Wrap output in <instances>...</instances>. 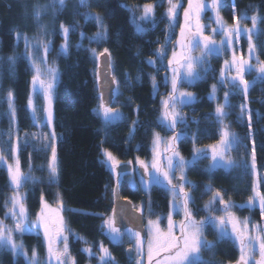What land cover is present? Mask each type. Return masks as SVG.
<instances>
[{"label": "trees", "instance_id": "16d2710c", "mask_svg": "<svg viewBox=\"0 0 264 264\" xmlns=\"http://www.w3.org/2000/svg\"><path fill=\"white\" fill-rule=\"evenodd\" d=\"M154 1L158 0H88L86 6H81L78 0H65L61 9L54 0H0V151L10 160L9 145L18 138L23 171L31 169V159L32 172L42 177L39 182H27L23 187L28 219H34L42 209V196L47 205L55 206L61 201L64 204L68 248L75 264H99L100 245L111 253L109 264L136 263L135 259L127 257L126 244L111 241L104 223L113 208L115 184L103 160V153L107 150L123 162H130L135 155L148 161L155 134L164 138L170 136V132L165 130L162 115L163 101L172 93L168 61L175 50L177 35L168 31L169 23L163 15H158L151 23L153 27L144 32L138 31L133 24L141 12V4ZM202 2L208 8L212 6L208 1ZM220 8L227 24H232L234 16L242 18L245 13L247 23H251L249 16L259 17V35L253 34L252 38L257 57L264 61V0H230ZM37 10L40 11L39 19L35 17ZM85 16L101 17L106 28L105 38H96L102 30L94 19L86 20ZM208 22L209 25L212 23ZM212 24L216 28L215 22ZM61 25L74 29L68 36L66 54L61 51L64 44ZM17 33L22 34L20 39H17ZM23 36L28 37V49ZM215 38L219 45L224 36L218 33ZM166 40L170 42L166 43ZM40 42L48 44L47 62L55 66L58 74L52 95L53 126L58 135V176L55 180L48 179L51 149L45 148L44 140H34L39 127L33 123L28 108L34 69L27 53L31 52L38 60L44 57ZM162 46L166 58L161 60L156 54ZM225 47L223 52L213 53L207 57L206 63L197 67L199 79L191 83L186 78L177 79L178 90L190 93L195 99L190 103H177L186 124L178 126L177 131L183 135L175 150L191 161L194 148L203 150L217 144L222 129L227 126L238 142L226 158L234 166L212 168L211 159L206 158L186 167L185 180L195 186L191 189L185 185L191 192L192 213L195 220L224 216L225 213L220 211L224 206L218 202L212 205V211L205 210V205L219 191L225 202L232 205L230 211L242 221L248 220L252 225L264 227L261 209L246 205L254 196V185L264 195V79L254 71L246 73L244 78L251 85L246 96L242 88L231 85L230 76L234 74L229 73L235 71L225 73L229 74L226 76L229 80L221 83L225 61L231 64L233 52L237 57L245 56L248 39L241 37L230 50L227 45ZM104 49L110 53L113 76L119 85L113 105L119 116L110 123L98 114L101 104L98 57ZM150 60L155 63L150 64ZM213 86L216 88L215 98H212ZM9 91L14 97V121L7 103ZM225 93L229 94L230 107L224 108L227 115L221 123L216 108L225 104ZM36 97V108L42 110V97ZM241 105L247 110L243 117ZM248 111L251 113V129ZM253 149L255 172L251 169ZM5 167L0 164V220L13 227L12 219L5 216V202L14 194ZM145 193L136 189L123 191L133 204L149 206L146 212L148 220H159L161 225L169 215L172 195L161 188H154L147 196ZM204 239L215 247L211 251L202 250L203 261L208 264H237L240 251L234 239L218 242V232L213 224L205 225ZM15 240L23 244L27 259L3 248L0 249V264H28L33 249L40 262L45 260V241L41 233H15ZM86 248L95 255L89 256L84 251Z\"/></svg>", "mask_w": 264, "mask_h": 264}, {"label": "snow or ice", "instance_id": "6c2138e0", "mask_svg": "<svg viewBox=\"0 0 264 264\" xmlns=\"http://www.w3.org/2000/svg\"><path fill=\"white\" fill-rule=\"evenodd\" d=\"M81 6H86L88 0H79ZM54 4H58L61 9L65 5V0H54ZM168 10L167 16L169 18L170 27L173 26L176 22L177 9L181 5L174 0H168ZM223 0H211V5L215 11L214 22L217 25V28L212 30L213 36L216 34H222L224 39L221 40L220 44L217 45L216 41L212 36H206L203 33L204 26L201 25V12L206 7V4L202 0H188V7L184 10V25L180 29V40L177 43L180 45L182 51L177 54L176 51L172 53V59L169 60V66L179 65L185 69L184 78L188 80L189 83L193 82L196 79H199V74L194 71V65L202 66L207 61V57L211 56L213 53L220 54L225 50V45L228 48H233L234 44L238 43L241 36H248V45H249V60L256 52V46L253 44L251 36L253 34L259 35L258 30L256 29V24L258 17H251L253 28L252 29H241L240 22L242 19H247V16L242 18L233 17L235 24L234 26H228L223 18L219 14V8L222 6ZM154 16V6L152 4H146L143 6V15L140 19L147 20ZM35 17L39 19L40 11L37 10ZM85 19H94L96 23L100 26L101 32L97 33V39H103L106 37V28L101 20V17H90L85 16ZM193 19L195 24L193 25ZM61 29L64 35V44L61 46V51L67 53L68 50V36L73 28L65 27L61 25ZM138 31H143L139 25H137ZM21 33H17V39L21 38ZM84 34L81 33L83 38ZM26 49L29 48V40L27 36H23ZM170 42L166 40V43ZM45 56L39 60L32 55L31 52H28L29 58L32 62V67L34 69V75L32 78L33 91L36 92L39 90L42 92L47 100V107L42 109L45 113V119L50 126L52 123V109H51V96L52 90L54 88V83L57 76V70L54 67H47L42 70V65L47 64L46 54L49 51L48 44L40 42ZM199 49L201 56L192 57L191 52ZM93 54L96 55L95 50ZM100 56L106 57V68L111 67L110 62V53L108 49H104ZM161 60L166 58L165 50L162 46L161 50L156 54ZM12 60L13 58H9ZM249 60L244 59L243 57H237L235 52H233L231 64L226 60L225 66L221 70V83L228 82L229 78L225 76V70L228 72L235 71V75L230 77V82L232 87L241 88L245 96L247 95L249 87L251 85L244 78L246 71L251 69V64ZM258 68L256 69L260 73V78L264 79V61H260L259 58H256ZM150 64H154V61H149ZM174 73L171 85L172 93L169 95V99L163 101V116L162 121L165 123V126L171 129H174L178 123L186 124L184 118L175 111L177 103L184 104L190 103L195 98L192 97L190 93L179 92L177 87V73L178 69L172 67ZM113 82L115 83V78L113 77ZM119 85L117 84V87ZM153 88L155 90V77H153ZM216 88L213 86L212 98H215ZM178 93V95H177ZM228 93H225V104L218 105L216 108V115L220 119L221 123L226 117L227 113L224 111L228 105ZM7 103L9 105V113L12 120H15V106H14V97L11 91L8 93ZM29 108L32 109L33 119L36 120V111L37 109L34 106L33 99L30 96L28 100ZM246 107L241 105V116L243 117L246 113ZM99 112L102 113L103 119L106 123L112 122L113 119L118 118L114 116V110L107 106L102 99V102L99 107ZM249 120V128L251 129V113L247 112ZM48 139L49 143L45 145V148L51 149V159L48 163V170L52 180H55L58 176V168L56 164V148H55V133H51L50 138ZM179 140V136H173L168 146V151L172 152V155L167 157V170L164 169V166L159 159V153L156 152L155 146L160 143L159 134H155L154 138V158L151 165L146 164L142 160H138V163L142 168H144V174L148 175V180H143L142 183L145 184H162L166 182L167 185L171 187L168 189L172 193L173 197V210H178L176 205V200H181L182 204L179 206L183 209L184 221L181 222L178 226L179 234L174 231L177 228V225L173 223L171 213L168 216V226L167 231H163L160 228L159 220L152 221L149 220V240L147 243V249L145 252L144 242L141 238V233L139 230H134L133 228H128L126 234L130 240H135V250L137 252L138 259L136 264H144L145 256L147 259V264H208L202 260L201 252L202 250L211 251L215 245L208 242L204 239L203 230L206 224H214L218 232V242L225 239H234L239 245L240 257L237 261V264H264V227L260 225H251L249 227L250 221H239L230 211L232 205L226 203L221 192L217 191L213 195L212 200L209 204L205 205V210L212 211V205L219 203L224 207L220 209L223 211L226 216L219 217H208L205 220L196 221L193 218V213L189 207L192 203V197L189 192L185 191V185L191 189H194L195 186L188 183L183 175V170L190 164L196 163L200 159L211 158L213 161V168L216 167H225L230 168L233 165V162L230 159H225V155L232 149L233 145L238 143L235 137L230 133L227 126L222 129L221 139L218 144L210 145L209 151H204L194 148L193 159L191 161H186L179 152L175 150V142ZM9 151L12 153V164H7L5 156L2 151H0V164H7V172L9 175L10 186L13 188L14 194L5 202V208L7 209L5 216L12 219L14 227H8L3 220H0V249L8 248L15 254H22L27 259V253L23 250V244H17L14 239L15 233H20L21 235L26 231L24 224L26 223L27 210L24 207L25 197L20 194L21 189L25 183V180L28 179L23 176L20 168V159H19V145L18 138L16 144L9 145ZM104 156L106 157V163H108L110 169L113 172H116L120 161L109 151H104ZM131 163V162H129ZM151 167L154 172L149 174L148 169ZM251 169L253 172L256 170V159H255V150L253 149L252 160H251ZM179 170L181 175L177 184L173 183L175 179V171ZM119 183V181H118ZM211 191V189H209ZM254 196L249 200V207L254 206L255 201H259V206L261 209L262 215H264V195H261L254 185L253 188ZM113 194L116 195V189L113 190ZM42 203V212L40 218H38L37 225L44 228V237L47 242V264H52L55 261V264H75L74 258L71 257L68 248V237L64 235V232L67 230L64 225L63 218L59 216V213L56 214V218L52 219L49 216L44 214V210L48 209L49 206L41 197ZM62 205V201L60 202ZM122 214H125L122 210ZM105 224L108 226L109 232L108 235L111 241L114 244H121L123 238L118 227L113 226V220L109 219L105 221ZM228 225H231V231H228ZM254 233V234H253ZM60 242L63 244V250L61 251L56 247L57 243ZM89 256L93 255L92 250L84 249ZM99 251L103 254L100 256L101 264H109L111 261V253L103 245H100ZM259 256V259H256V256ZM131 259V257H130ZM28 264H40L37 258V252L35 249L32 251L31 259L28 260Z\"/></svg>", "mask_w": 264, "mask_h": 264}, {"label": "rangeland", "instance_id": "374dc122", "mask_svg": "<svg viewBox=\"0 0 264 264\" xmlns=\"http://www.w3.org/2000/svg\"><path fill=\"white\" fill-rule=\"evenodd\" d=\"M79 1V0H78ZM158 2V1H157ZM157 2H152V3H149V2H146L145 4H141V5H146V4H152L153 6L155 5V3H157ZM143 6H141V9H143ZM215 12V11H214ZM213 12V13H214ZM142 12H139L137 15H136V19H137V21L136 20H133L134 21V23L136 24V25H139L140 26V23L139 22H143L144 21V23H146L147 21H150V20H153V17H151V18H149V19H147V20H142V19H140L141 18V16L143 15V13L141 14ZM206 13V14H205ZM215 15H216V13H214V16L213 17H210V16H208L207 15V11H205V9L201 12V19H200V21H202L203 23H206V18H207V16H208V18L210 19V20H212L213 19V22H214V19H215ZM244 16H247V14L245 13V14H243ZM221 16V15H220ZM222 18H223V20L225 19L223 16H221ZM250 18H251V16H249ZM253 17V16H252ZM256 17H258V16H256ZM249 18V19H250ZM248 19H242L241 20V22H240V27H241V29H252L253 28V24H252V20H251V23L250 22H246ZM226 22V21H225ZM227 24V23H226ZM234 24H235V21H234V18H233V20H232V24H227L228 26H234ZM202 25V24H201ZM137 27V26H136ZM215 28V27H214ZM214 28H212V29H214ZM216 28H217V25H216ZM256 29L258 30V32L260 31V25H259V17H258V20H257V24H256ZM241 37H246L247 39H248V36H241ZM224 38H222L221 40H223ZM251 39H252V42H253V38H252V36H251ZM253 44H254V42H253ZM226 48V47H225ZM229 50H230V48H228ZM233 50V49H232ZM174 51H176L177 52V54H179L181 51H182V49H181V47H180V45L177 43L176 44V47H175V50ZM230 52H233V51H230ZM191 54V56L192 57H195V56H201V52H200V50L199 49H197V50H195V51H193V52H191L190 53ZM239 57H243L244 59H246V60H249V47H248V49H247V53L245 54V56L243 55H238V58ZM256 58H257V55H256V52H255V55H253L252 57H251V59L249 60V63L251 64V69L249 70V71H246L245 72V74L246 73H248V72H252V71H254L255 73H257L258 75H260V73L256 70L257 68H258V65H257V62H256ZM170 59H172V57L170 58ZM168 66H169V61H168ZM42 67V70H44V69H46L47 67H54L55 68V66H53L52 64H50V63H48L47 62V64L46 65H42L41 66ZM172 67H176L177 69H178V73L176 74L177 75V79H181V77H180V74H179V72H181L180 70H179V65H173V66H171L170 67V69H171V71H172ZM195 67H198L197 65H194V68ZM56 69V68H55ZM181 69H183L184 71H185V69L184 68H182L181 67ZM197 69V68H196ZM234 71V70H233ZM225 73H229L227 70H225ZM229 74H234L235 75V73H229ZM229 74H227V75H229ZM244 74V75H245ZM173 75H174V73H173V71H172V77H173ZM227 75H225V76H227ZM231 77V76H230ZM57 80H58V74H57V76H56V80H55V83H54V88H53V90H52V95H53V92H54V90H55V88H56V84H57ZM241 88H242V86H241ZM31 97H32V99H33V103H34V106H35V108H36V105H38L37 104V97H36V95H40L41 97H42V104H41V106H40V108H42V109H44L45 107H47V100H46V98H45V96H44V94L42 93V92H40L39 90H37L36 92H34L33 91V84L31 83ZM179 92H183V91H179ZM186 93V92H185ZM177 95H178V93H177ZM167 100V99H166ZM180 104V103H179ZM185 104V103H184ZM28 108H29V105H28ZM113 110H114V116L115 117H118L119 116V112L116 110V109H114V107L112 106L111 107ZM30 109V108H29ZM37 109V108H36ZM51 109H52V96H51ZM179 109H180V107L178 106V104L176 105V109H175V111L176 112H178L180 115H181V111H179ZM163 111H164V108H163ZM30 112H31V115H32V119H33V114H32V109H30ZM98 114L99 115H101L102 116V113H100V112H98ZM163 116V115H162ZM182 116V115H181ZM36 117H37V119L36 120H34L33 119V123L34 124H36L37 125V127H39L38 129H37V134L35 135L37 138H34V140L35 141H38V142H40L39 140H44L45 141V143L46 144H48L49 143V140L48 139H44V137H49L50 138V136H51V133H53L54 132V126H53V118H52V123H51V125L49 126L48 125V123H47V121H46V119H45V113L42 111V110H37L36 111ZM103 117V116H102ZM115 119H117V118H115ZM115 119H113L112 121H114ZM104 120V119H103ZM105 121V120H104ZM163 124L165 125V123L163 122ZM180 125V123H178L177 124V126L174 128V129H171V128H168V127H166V131L169 133L170 132V136H168V137H166V138H164L163 136H159L160 137V143L158 144V145H156L155 146V150H156V152H158L159 153V159L161 160V163H162V165L164 166V169L165 170H167V157H169V156H171L172 155V152L171 151H168L167 149H168V146H169V143H170V141H171V138L173 137V136H179V140L181 139V136L183 135L180 131H177L178 130V126ZM45 127V129L46 130H43V128ZM51 132V133H50ZM39 133V134H38ZM55 133V132H54ZM231 133V132H230ZM232 134V133H231ZM233 135V134H232ZM234 136V135H233ZM235 137V136H234ZM178 140V141H179ZM178 141H176L175 142V147H176V145H177V142ZM19 142H20V140H18V145H19ZM17 143V138H16V140H15V142H14V144H16ZM54 143H55V148H56V160H57V168H58V135H57V133L55 134V140H54ZM219 143V142H218ZM217 143V144H218ZM204 151H209L210 152V149L209 148H207V149H203ZM180 154V153H179ZM180 156H182L181 154H180ZM227 156H228V153L225 155V159L227 158ZM183 157V156H182ZM153 158H154V141H153V147H152V154H151V158L149 159V161H147L146 163L148 164V165H151V163H152V161H153ZM184 158V157H183ZM6 159V158H5ZM19 159H21L20 158V151H19ZM50 159H51V154H50ZM186 161H189L188 159H186V158H184ZM191 160L193 159V155H192V157L190 158ZM209 159H211L210 157H209ZM103 160L105 161V163H106V157L104 156V153H103ZM6 161H7V164H12L13 163V159H12V157H11V159L10 160H8V159H6ZM30 162H31V169L30 170H27V171H23V169H22V167H21V162H20V168H21V172H22V174H23V176L24 177H26V178H28V179H26L25 180V183H24V185L27 183V182H39L40 181V179L42 178V177H40L39 175H37V174H35L34 172H32V167H33V160H31L30 159ZM7 164H4L6 167H5V169L7 170ZM106 165L109 167V165H108V163H106ZM212 165H213V161L211 160V167H212ZM213 168V167H212ZM149 170L150 171H148V173L149 174H151V173H153L154 172V170L151 168V167H149ZM185 170V169H184ZM183 170V175H184V178H185V174H186V172ZM176 171H179V170H176ZM180 172V171H179ZM48 173H49V170H48ZM178 174V173H177ZM179 175H181V173L179 174ZM180 177V176H179ZM48 179H52L51 177H50V174H49V176H48ZM141 179V182H142V178H140ZM144 181H146L145 179H143ZM143 184H145V183H143ZM24 185H23V187H24ZM23 187H22V189H21V192H20V194L22 195V196H26V193H25V191H24V189H23ZM186 187V186H185ZM171 195H172V193H171ZM175 203H176V205L178 206V210H173V208H172V204H173V197H172V199H171V216H173V215H175V214H182L181 213V210H182V208L181 207H179L181 204H182V201L181 200H176L175 201ZM248 207H249V202L246 204ZM49 206V208L48 209H45L44 210V214L46 215V216H49V217H51L52 219H55L56 218V214L57 213H59V216H61L62 218H63V221H64V225H65V228L67 229V225H66V222H65V219H64V217H63V212H64V204L62 203V205H61V203L60 204H58V205H48ZM25 207V206H24ZM252 207H258V208H260V206H259V201L258 200H256L255 201V204H254V206H252ZM41 212H42V209L40 210V212L36 215V217L34 218V219H27V221H26V223L24 224V227H25V229H26V231L24 232V233H27V232H32V231H35V232H39V233H41V235H42V237L44 238V241H45V250H44V253H45V260L43 261V262H40V264H47V260H48V257H47V242H46V240H45V237H44V228L42 227V226H39V225H37V221H38V218H40V216H41ZM239 221H242V219L241 218H239L236 214H234L233 212H231ZM170 214V213H169ZM169 216V215H168ZM224 216H225V218H226V220H227V216H226V214H224ZM241 219V220H240ZM107 220V219H106ZM244 221V220H243ZM105 223V222H104ZM14 224V223H13ZM6 225H8V227H12V225H9V224H6ZM214 225V224H213ZM251 225L252 224H250L249 225V227L251 228ZM13 227H14V225H13ZM106 227H108L107 225H106ZM149 227V226H148ZM217 229V228H216ZM167 229H164V231H166ZM228 231L230 232L231 231V225H229L228 226ZM254 234V233H253ZM64 235H66L67 237H68V240H69V233H68V229L64 232ZM203 236H204V230H203ZM14 239H15V234H14ZM16 241V240H15ZM16 243L17 244H21V243H19L18 241H16ZM56 247L57 248H59L61 251L63 250V244L62 243H60V242H58L57 243V245H56ZM86 249H89V248H86ZM93 253V252H92ZM135 254H136V256H135V262H136V260L138 259V256H137V252H135ZM89 255V254H88ZM93 255H95L94 253H93ZM93 255H91V256H93ZM101 255H103V254H101ZM38 258V257H37ZM145 259H146V256H145ZM256 259H259V256H258V254H257V256H256ZM144 263L146 264L147 262L144 260ZM52 264H55V261H53L52 262ZM99 264H101V262L99 263Z\"/></svg>", "mask_w": 264, "mask_h": 264}, {"label": "flooded vegetation", "instance_id": "af4514ba", "mask_svg": "<svg viewBox=\"0 0 264 264\" xmlns=\"http://www.w3.org/2000/svg\"><path fill=\"white\" fill-rule=\"evenodd\" d=\"M226 1L228 2L230 0H223V5L226 3ZM174 2L179 3L181 6L178 7V9H177L176 22H175V24L173 26L170 27L169 18H168L167 14H166L167 13V10H168V7H169L168 0H158V2L155 3V5H154V16H153V20L147 21L146 23H144V21L143 22H139L140 23V27L142 29H144L143 32L144 31H147V29L153 27V24L151 25V23H152V21H154L158 17V15H160V16L163 15V17L166 18L165 20H167V22L169 23L168 24L169 25L168 31L169 32H176L175 35H177V41H179L180 38H181L180 37V29H181V26H183L184 23H185L184 16H183L184 14L183 13H184V10L188 7V0H174ZM205 2H206V0H205ZM206 3H208V2H206ZM226 7H228V5H226ZM220 10H222V9L221 8L219 9V14L221 15L222 12H220ZM205 11H207V15L208 16H210V17H213L214 16V13L215 12H214L212 6H210L209 8L206 6ZM141 12L143 13V9H141ZM208 16L206 18V23H204L203 33H204V35L207 34V36H212V38L216 41V38H215V36H213V33H212V30H213L212 29L213 28V24H212L213 23V19L210 20L208 18ZM135 20L137 21L136 18H135ZM209 20L212 21V23H211L212 25L211 24L209 25V22H208ZM200 23L203 25V22L202 21H200ZM133 24L135 26H137L134 23V21H133ZM194 24H195V20L193 19V25ZM171 57H172V55H171ZM195 57H199V56H195ZM169 67H171V66H169ZM196 68L197 67L194 68V71L195 72H196ZM179 70L181 71V72H179L180 77L181 78H184V72L185 71L183 69H181V67H179ZM170 75H172L171 69H170ZM184 158H186V157H184ZM138 160H142L145 163L147 162L146 160H144V158H142V156L135 155L134 159L130 161L131 163L120 161L119 166H123L125 164L132 166V168L129 169L128 171L119 172V170L117 169L116 172H113L110 169V167H108V169L110 170V172H111V174L113 176V180H114L113 182L115 184L114 189L116 188L117 185H119L121 196L124 199H127V198L124 196L123 191L124 190H131V189L145 191L146 192L145 193V196H147V194L149 192H151L154 188H161V189L167 191L169 194H171V192L168 190L171 186L170 185H167L166 182H163L162 184H154V183L153 184H143L141 182V179L140 178H142V175H143V179H145V180H148V175L147 174H144V168H142L140 166V164L138 163ZM148 171H150V170L148 169ZM184 171L186 172V168H185ZM179 174H180L179 171H175V179L173 180V183L174 184H177L178 182H182V181H179V176H180ZM118 181H119V183H118ZM185 191L189 192V194L191 196V192L188 190V187L187 186L185 187ZM113 204H114V200H113ZM133 205H134V208L135 209H137L140 213H142V214H144L146 216V212L149 210V206H145V204H135V203ZM189 207H190V205H189ZM190 209H191V211H193V209L191 207H190ZM169 213H171V204L169 205ZM181 213L182 214H175V215L172 216L173 223L175 225H177V228L174 229V231H176L177 234H179V230H178L179 224L181 222H183L184 219H185L184 213H183V209L181 210ZM193 218L196 219L194 215H193ZM109 219H112L113 220V208H112V211L110 212V216L108 217V220ZM196 221H200V220H196ZM148 222H149V220H148V218L146 216V229H147L146 231H147V233H146V236L145 237H142V235H141V238L143 239V242H144L145 252H146V249H147L148 240L150 238V236H149V227H148L149 226V223ZM113 226H115L114 225V222H113ZM167 226H168V216L163 220V222L161 223L160 227L164 231V229H167ZM120 232H121V235H122V238H123L122 244H126L127 245L126 251L128 249L132 248V249H134V253H135L136 252V250H135L136 241L135 240H130L128 238V236L126 234V230H124V231L120 230ZM135 256H136V254H134V258L133 259H135Z\"/></svg>", "mask_w": 264, "mask_h": 264}, {"label": "water", "instance_id": "95a60500", "mask_svg": "<svg viewBox=\"0 0 264 264\" xmlns=\"http://www.w3.org/2000/svg\"><path fill=\"white\" fill-rule=\"evenodd\" d=\"M211 2V0H206ZM106 57H98V70H97V79H98V92L105 104L109 107L114 105L116 98L115 92L117 89L116 81L113 82V71H112V60L110 56L111 67L106 68ZM130 165L119 166V172L128 171L131 169ZM143 174V173H142ZM117 194L114 195V204H113V221L115 227H118L120 230L124 231L128 228H133L134 230H139L142 237L146 236V217L144 214L140 213L137 209L134 208L133 203L124 199L120 193L119 185L116 186ZM122 210L125 214H122ZM127 257L130 259L134 258V249L130 248L126 251Z\"/></svg>", "mask_w": 264, "mask_h": 264}]
</instances>
